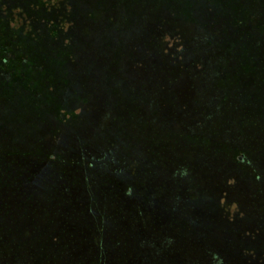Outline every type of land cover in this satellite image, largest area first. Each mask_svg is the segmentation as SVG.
Returning <instances> with one entry per match:
<instances>
[{
    "label": "rangeland",
    "instance_id": "rangeland-1",
    "mask_svg": "<svg viewBox=\"0 0 264 264\" xmlns=\"http://www.w3.org/2000/svg\"><path fill=\"white\" fill-rule=\"evenodd\" d=\"M224 1L221 9L219 0H0L10 10L0 14V167L4 178H18L0 181V222L7 236L29 230L42 251L13 243L0 261L97 264L96 246L81 250L71 231L96 237L97 213L107 207L115 220L103 227L102 264H264V217L257 207L240 209L254 179L226 175L257 165L245 175H258L264 191V112L248 113L255 124L245 130L239 109L264 79V19L255 17L249 33L250 16L239 12L254 1ZM263 9L255 0L251 16ZM197 136L252 154L247 163L228 161L225 148ZM86 154L98 159L89 174ZM65 172L76 176L66 184L71 199L62 192ZM133 175L149 182L137 216L131 200L124 212L113 202L125 198L115 181L112 193L95 189L98 179ZM51 210L69 231L52 226L41 238L32 224ZM154 212V225L135 222Z\"/></svg>",
    "mask_w": 264,
    "mask_h": 264
},
{
    "label": "trees",
    "instance_id": "trees-1",
    "mask_svg": "<svg viewBox=\"0 0 264 264\" xmlns=\"http://www.w3.org/2000/svg\"><path fill=\"white\" fill-rule=\"evenodd\" d=\"M175 1L176 0H173V2H175ZM253 1H254V5L252 7V10H247V13H243L242 11H240V9L238 7H234L235 9H238L240 11L239 12L240 14H244L245 17L250 16V19H249V22H248L249 25H250V22L255 20V17H258V18L261 17L262 19H264V9L257 16L256 15H254V16L252 15L251 16V13L255 10V0H253ZM217 5H219L221 7V9L224 8V7H226V8L228 7L226 1H224V0L223 1L219 0V4H217ZM217 5H215V6H217ZM5 6L7 7V6H10V5L8 3ZM229 8H231V6H229ZM217 9L219 11L221 10L219 8H217ZM232 11H234V10H232ZM3 12L8 13L7 9H5L4 7H2L0 9V14L1 13L3 14ZM4 18H5L4 15H0V30L1 31H2L1 24H3V26H4V22H3ZM1 21H2V23H1ZM250 27H251V25H250ZM4 29L6 30L5 26H4ZM254 29H256V28H252L251 27V30H249L248 32L251 33V31H253ZM249 44H257V43L256 42H251ZM246 47H243V48L245 49ZM261 52H262V49L258 50V52H256V54L257 53L260 54ZM256 54H255V57H256ZM259 73L260 72L258 70V74ZM65 82H67V81H65ZM255 97H256V99L254 100ZM263 100H264V79L262 81V84L260 86H258V90L256 92H254L250 96V98L248 100V104L246 102V104L242 105V107H244L243 109L239 108L243 113L246 112V113L242 114V116H241V124H240V126L243 129L250 130L252 128L251 126H253L255 124L254 118L252 116H250L248 113L253 112V114H255L256 112H260V111L264 112V105L263 106L262 105H257V103L259 101H263ZM253 101L256 102L255 105H252ZM247 108H251L252 110L251 111L250 110H246ZM59 117H60V114L58 112L57 113V118H59ZM245 118L248 119V120H251L252 122L251 123L245 122L244 121ZM199 138H200V142H202V143H208L210 145V144H212L214 142L216 144H219L221 147L225 148V154H222V155L225 156L228 161L238 160V161H242L244 163H247L248 160L250 159L249 155L252 154L251 151H250V147H247V149L245 150L246 152H244V150L241 151L242 150L241 147H239L237 144L230 143V142H228L226 140L213 141L210 137L197 136V138L194 141L195 142L198 141ZM263 138H264V135L260 136L259 140L261 142H263V144H264V139ZM195 144H199V143H195ZM103 148L105 149V153L103 154V156H105L107 153H109V149L104 147V146H103ZM207 154H210V153L208 152ZM240 155L242 156V158H241ZM93 157H94L93 154H91V156H89V157H87V154L84 156L82 165H84L87 161H90V162L87 163V166L85 168H83V171H85V173H88V172L91 173L92 169L95 167V164L98 165V159H95ZM136 159H139V157H136ZM2 161L3 160H0V166L2 164ZM260 165H261V163H260ZM255 167H257V165H252V166L249 165V167L246 168V170H243L241 173H240V171H238L236 169L227 170L226 175L231 177V178H233V179H241V178L243 179V178H246V177L254 179L253 183L250 184V186H249L250 188L248 187L249 190L245 191L248 194V200H245L244 202H241L242 208H240V209L241 210L242 209H248L250 207H254V209H256V207H257V209L259 210V215H261L260 221H263V217H264V215H263L264 191H259V189L256 188V186L258 185V175H257V178L245 175V172L247 170L253 169ZM1 171H3L2 167H0V181L3 180V179H6L5 183H7L9 180H12L13 181L12 182L13 185L16 184V181H17L18 178H15V179L11 178V175H13V171H11L9 173L8 178H4L3 173H1ZM63 174H64V177H65V182H67V183H65V185H64V187L62 189V192L63 193L65 192L71 199V194H70V191H69L70 186H66V184L74 186L77 183L76 178H75L76 176L72 172H67V173L65 172ZM258 174H259V171H258ZM61 177H63V175H61ZM107 180H110V181L109 182H103L104 180H101V181H99V179L96 180L95 181V185H96L95 189L98 190V191L100 189H103V190H105V194L107 192L112 193V188L115 189L116 193H123V195H125V198L123 196L120 197L119 195H116L115 196L116 200H113L114 203H119L118 206H117L120 209L119 211H123L124 212L125 208H128V207H125V206L128 205L127 200L129 199V200H131V203L129 204V207L131 209V213L136 214L134 216H137L138 214L140 215L142 213V211H143L142 210V202L150 197L149 193H147V189H148V186H149L148 183L149 182L146 181L145 179H141L140 177H136L135 175L129 176V177L116 176L113 179L107 178ZM112 180L115 181V186L110 188V183L112 182ZM20 183L22 184V180H20ZM262 184H264L263 181H262ZM2 188H3V186H2ZM2 188H0V208L4 204V199H5L4 198V193L5 192L2 190ZM136 190H138V191L135 192ZM192 190H193L192 188H189L188 192H191ZM251 190H255V191H251ZM52 193L54 194V192H52ZM109 196L112 199L113 195L111 196V194H109ZM50 197H51V195H50ZM194 198H195V194H193V196H189L186 203L187 204L191 203L192 200H194ZM91 199L94 202H96V200H97V198L94 199V197H92ZM250 199L251 200L254 199V200L251 201ZM7 200H9V199L7 198ZM248 201H251L252 203H249ZM70 204H72V200L70 201ZM59 207H60V205L56 206V208H59ZM132 209H133V212H132ZM129 210H128V212H129ZM100 211L97 213L96 217H98L100 215L101 218H103V219L101 220L100 224H95L96 225V230H97V236L96 237H94L93 239H88V238L81 239L83 237H79L80 234H79V230H78L77 227L73 231H71L72 232L71 233V236H72L71 240L74 242L75 246H78V244L76 242H80L81 243V246H80L81 250H83L84 246H87V247H89L88 248L89 250L87 252H90L92 249H95L94 246H96V249H95L96 253L94 255V259H95L94 261H96L97 264H102L103 254L105 253V246H104V239H103V237L105 235H104V232H103V227L106 226V223H108V221L113 219V215L110 214V213H107V207L104 208L103 210H100ZM55 214H56L55 211L51 210L48 213V218L45 220V222L43 224H38V222L32 224V226L34 225V227L36 229V234L38 236H40L41 238L42 237H46L47 236L46 233H50V231L52 229V226H55L56 230H61L62 232L65 233V231L67 230V226L59 228V225L62 224V223H60L61 221H57L56 224L53 223V220L55 218ZM24 215H26V214L25 213L22 214L21 218H24ZM105 216H106V218H105ZM155 216H157V214L155 212H154V216L145 213V216H141L140 218L136 217L135 218V222L136 223L137 222L138 223H143L144 224L143 226H145V227L147 225H154V221H156L154 219ZM114 220L115 219H113L111 221V223H113ZM89 225H91V224H89ZM186 225L188 226L187 227L188 229H191L192 223H190V224L188 223ZM8 230L9 229H7V231ZM68 231L69 230H67V232ZM10 232H11V230H10ZM6 233H8V232H5L4 226L0 222V252L4 248H6L8 251L11 252L13 250V248L11 247V245L13 243L21 244L24 241L25 243L30 242L31 243V245H30L31 250L36 249L35 253L38 254L39 256H41L42 251L35 245L36 237H33L32 239L27 238V235L30 234L29 230L25 233V235H26L25 237H22L21 233L17 234L16 231H14V234L9 235V236L5 235ZM51 240H52V236L50 234L48 240H46V242L48 243V246L50 245V247H51ZM92 242H94L93 243L94 245H91ZM135 242H137L138 245L141 246V247L148 246V244L142 242L141 239L138 240V239L135 238ZM250 242L253 243V240H250ZM255 242L259 243V246L263 245V241L261 239L259 241H257V236L255 237ZM57 247H58V244L52 245V248H57ZM260 252L264 253V248H263V250H260ZM23 261L24 262H20L18 259L14 258L13 260L8 259L7 263L8 264H25V263L28 262L25 259H23ZM172 262L174 263V261H172ZM173 263H170V264H173ZM0 264H4V261L2 262V260H1ZM60 264H63V263L61 262Z\"/></svg>",
    "mask_w": 264,
    "mask_h": 264
}]
</instances>
